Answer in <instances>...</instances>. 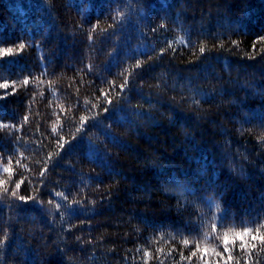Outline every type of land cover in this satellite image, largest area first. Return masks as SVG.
<instances>
[{
    "label": "trees",
    "instance_id": "obj_1",
    "mask_svg": "<svg viewBox=\"0 0 264 264\" xmlns=\"http://www.w3.org/2000/svg\"><path fill=\"white\" fill-rule=\"evenodd\" d=\"M0 264H264V0H0Z\"/></svg>",
    "mask_w": 264,
    "mask_h": 264
}]
</instances>
